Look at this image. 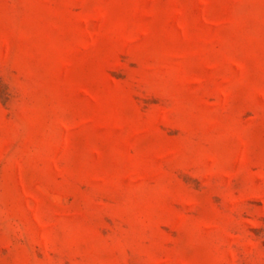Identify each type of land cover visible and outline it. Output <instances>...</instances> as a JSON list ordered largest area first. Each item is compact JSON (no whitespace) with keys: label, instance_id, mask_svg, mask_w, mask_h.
Masks as SVG:
<instances>
[{"label":"rangeland","instance_id":"1","mask_svg":"<svg viewBox=\"0 0 264 264\" xmlns=\"http://www.w3.org/2000/svg\"><path fill=\"white\" fill-rule=\"evenodd\" d=\"M0 264H264V0H0Z\"/></svg>","mask_w":264,"mask_h":264}]
</instances>
